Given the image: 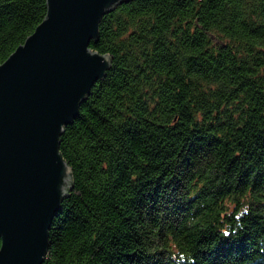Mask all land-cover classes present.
<instances>
[{"label":"trees","instance_id":"1","mask_svg":"<svg viewBox=\"0 0 264 264\" xmlns=\"http://www.w3.org/2000/svg\"><path fill=\"white\" fill-rule=\"evenodd\" d=\"M45 13L0 0V63ZM89 47L41 264H264V0L121 2Z\"/></svg>","mask_w":264,"mask_h":264},{"label":"water","instance_id":"2","mask_svg":"<svg viewBox=\"0 0 264 264\" xmlns=\"http://www.w3.org/2000/svg\"><path fill=\"white\" fill-rule=\"evenodd\" d=\"M129 0H46L45 17L0 63V264H41L71 189L60 135L110 57L89 47L101 16Z\"/></svg>","mask_w":264,"mask_h":264}]
</instances>
